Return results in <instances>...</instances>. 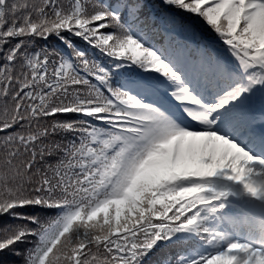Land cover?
Masks as SVG:
<instances>
[{
  "label": "snow or ice",
  "instance_id": "1",
  "mask_svg": "<svg viewBox=\"0 0 264 264\" xmlns=\"http://www.w3.org/2000/svg\"><path fill=\"white\" fill-rule=\"evenodd\" d=\"M251 201L264 0H0V264H264Z\"/></svg>",
  "mask_w": 264,
  "mask_h": 264
},
{
  "label": "rangeland",
  "instance_id": "2",
  "mask_svg": "<svg viewBox=\"0 0 264 264\" xmlns=\"http://www.w3.org/2000/svg\"><path fill=\"white\" fill-rule=\"evenodd\" d=\"M236 188H238L239 190V197H241V198H243V200H246L247 202L249 201V198L247 197V195L246 194H244L242 191H241V188L240 187H236ZM257 202V201H256ZM251 203L252 202H250V205H251ZM259 203V205L261 206V210L260 211H262V212H264V205H261V203L260 202H258ZM254 209H256L257 210V206L254 208ZM246 217H247V226H249V225H251V224H253V222H254V219H256V220H259V219H261L262 221H261V223H262V225H264V215H262V214H256V213H251V214H246ZM247 228V227H246ZM245 228V230L244 231H242V232H240L239 234H237L240 238H243L244 240H249V239H253V235H252V233H251V231H247L246 232V229ZM261 234H264V230H262L261 232H260V235Z\"/></svg>",
  "mask_w": 264,
  "mask_h": 264
},
{
  "label": "trees",
  "instance_id": "3",
  "mask_svg": "<svg viewBox=\"0 0 264 264\" xmlns=\"http://www.w3.org/2000/svg\"><path fill=\"white\" fill-rule=\"evenodd\" d=\"M20 2H23V0H20ZM197 244H198V242H197ZM199 246V245H198Z\"/></svg>",
  "mask_w": 264,
  "mask_h": 264
}]
</instances>
